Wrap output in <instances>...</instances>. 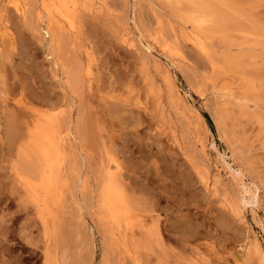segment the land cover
Here are the masks:
<instances>
[{
    "label": "rangeland",
    "instance_id": "rangeland-1",
    "mask_svg": "<svg viewBox=\"0 0 264 264\" xmlns=\"http://www.w3.org/2000/svg\"><path fill=\"white\" fill-rule=\"evenodd\" d=\"M41 130L40 204L17 168ZM241 263L264 264V0H0V264Z\"/></svg>",
    "mask_w": 264,
    "mask_h": 264
},
{
    "label": "bare ground",
    "instance_id": "bare-ground-1",
    "mask_svg": "<svg viewBox=\"0 0 264 264\" xmlns=\"http://www.w3.org/2000/svg\"><path fill=\"white\" fill-rule=\"evenodd\" d=\"M58 1V0H57ZM19 3V2H18ZM51 4V3H50ZM19 8V7H18ZM53 9V8H52ZM54 11V10H53ZM50 13V12H49ZM54 13V12H53ZM52 15V12H51ZM55 15V14H54ZM49 19V18H48ZM56 19V18H55ZM205 28V27H204ZM244 84V83H243ZM246 84V83H245ZM245 86V89L246 85ZM250 86V85H249ZM250 88L247 89V91ZM246 91V90H245ZM249 93V92H247ZM246 93V94H247ZM250 98V96H249ZM248 98V99H249ZM244 99V98H243ZM251 99V98H250ZM245 100V99H244ZM41 134H36V136L34 135L32 140H31V144L30 147H28L29 151L24 153L22 155V158H20V162H19V167L17 168L18 170V175L20 177L21 180H23L24 182V187H25V191L26 193L31 196V198L33 200H35V202L37 203H42V196L43 194H48V193H53L54 190V185L53 183H49V184H45V175H44V170H42L40 168L39 165H37V163H39V161H43V162H48L51 163L50 160H53V156H54V143L52 140H50L49 137L46 136V134L41 130L39 131ZM64 134V133H63ZM41 135V136H40ZM40 136V137H39ZM40 144H39V141ZM34 159V161H31L30 158ZM51 168V167H50ZM57 181V180H56ZM107 182H110V180L108 179ZM57 186H55L56 188ZM113 190V189H112ZM102 191V190H101ZM247 191V190H246ZM43 193L40 198L37 200V196L38 194ZM104 192V191H103ZM108 192V191H107ZM106 192V193H107ZM117 192V191H116ZM114 192V193H116ZM119 193V192H118ZM105 194V193H104ZM248 194V193H247ZM55 195V194H54ZM53 195V197H54ZM119 195V194H118ZM116 195V196H118ZM115 194H108V196L105 198V204L103 206L104 210L107 213H111L113 214L114 211H116V206H118L117 203V199L116 198H122V197H116ZM59 197V194L58 196ZM61 197V196H60ZM56 199V198H55ZM60 199V198H59ZM102 198H100L101 200ZM54 201V200H53ZM52 201V202H53ZM57 201V200H56ZM55 201V203H56ZM45 201H43L44 203ZM249 202V201H248ZM101 203V201H100ZM246 203V202H245ZM47 204V203H46ZM116 205V206H115ZM128 206V203H127ZM119 207V206H118ZM124 207V205H123ZM129 207V206H128ZM123 208H120L119 210H121ZM126 209V207H125ZM124 210V209H123ZM128 210V208H127ZM126 211V210H125ZM100 212V211H99ZM117 212V211H116ZM115 212V213H116ZM119 212V211H118ZM124 212V211H123ZM103 213V212H102ZM101 213V214H102ZM114 213V214H115ZM125 213V212H124ZM106 214V213H105ZM113 217V216H112ZM115 218V217H114ZM121 236V235H120ZM126 241V240H125ZM250 254V253H249ZM251 258V257H249ZM47 259V258H46ZM246 259V258H245ZM242 262V260H241ZM247 263V262H246ZM250 263V262H249ZM248 263V264H249ZM242 264V263H241Z\"/></svg>",
    "mask_w": 264,
    "mask_h": 264
},
{
    "label": "trees",
    "instance_id": "trees-1",
    "mask_svg": "<svg viewBox=\"0 0 264 264\" xmlns=\"http://www.w3.org/2000/svg\"><path fill=\"white\" fill-rule=\"evenodd\" d=\"M206 119H207V121H208L209 123H211L210 120H209V118H208L207 116H206Z\"/></svg>",
    "mask_w": 264,
    "mask_h": 264
}]
</instances>
